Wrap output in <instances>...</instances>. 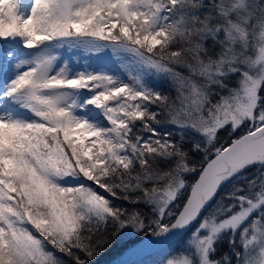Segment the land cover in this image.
<instances>
[{
  "label": "snow or ice",
  "instance_id": "snow-or-ice-1",
  "mask_svg": "<svg viewBox=\"0 0 264 264\" xmlns=\"http://www.w3.org/2000/svg\"><path fill=\"white\" fill-rule=\"evenodd\" d=\"M105 256L264 264V0H0V264Z\"/></svg>",
  "mask_w": 264,
  "mask_h": 264
},
{
  "label": "trees",
  "instance_id": "trees-1",
  "mask_svg": "<svg viewBox=\"0 0 264 264\" xmlns=\"http://www.w3.org/2000/svg\"><path fill=\"white\" fill-rule=\"evenodd\" d=\"M221 137H222V140H223V138H225V134L224 133H221ZM197 159H199V157H197ZM111 258V256H105V257H103L102 258V262L101 263H103L105 260H108V259H110Z\"/></svg>",
  "mask_w": 264,
  "mask_h": 264
},
{
  "label": "rangeland",
  "instance_id": "rangeland-1",
  "mask_svg": "<svg viewBox=\"0 0 264 264\" xmlns=\"http://www.w3.org/2000/svg\"><path fill=\"white\" fill-rule=\"evenodd\" d=\"M65 55H67V53H65ZM82 62V61H81ZM111 259V258H110ZM110 259H108V260H110ZM108 260H105L103 263H101V264H106V262L108 261ZM102 262V261H101Z\"/></svg>",
  "mask_w": 264,
  "mask_h": 264
}]
</instances>
